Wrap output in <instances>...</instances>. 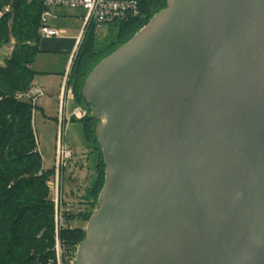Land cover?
I'll return each instance as SVG.
<instances>
[{
  "label": "water",
  "instance_id": "95a60500",
  "mask_svg": "<svg viewBox=\"0 0 264 264\" xmlns=\"http://www.w3.org/2000/svg\"><path fill=\"white\" fill-rule=\"evenodd\" d=\"M83 98L105 179L73 264H264V0H167Z\"/></svg>",
  "mask_w": 264,
  "mask_h": 264
},
{
  "label": "trees",
  "instance_id": "16d2710c",
  "mask_svg": "<svg viewBox=\"0 0 264 264\" xmlns=\"http://www.w3.org/2000/svg\"><path fill=\"white\" fill-rule=\"evenodd\" d=\"M43 1L0 0V50L12 49L10 58L0 64V264H48L55 258L54 204L48 186L53 172L43 168L34 131L33 107L17 98L33 87L36 75L33 66L40 53ZM141 7L142 15L148 20L145 26L167 7V0H143ZM139 25L136 21L118 24L121 46L143 28ZM116 49L106 54L95 53L94 38L85 37L69 77L77 107L84 101L83 86L88 74ZM80 122L87 141H97L99 121L90 116ZM96 168L98 177L81 197V206L88 193L97 201L104 185L102 156ZM96 203L87 201L86 205L93 208ZM91 215L73 213L66 216V223L88 221ZM60 235L69 250L75 251L84 240L85 231L78 226L67 227Z\"/></svg>",
  "mask_w": 264,
  "mask_h": 264
},
{
  "label": "built area",
  "instance_id": "2783aa9c",
  "mask_svg": "<svg viewBox=\"0 0 264 264\" xmlns=\"http://www.w3.org/2000/svg\"><path fill=\"white\" fill-rule=\"evenodd\" d=\"M143 0H44V13L42 15V25L40 28V36L47 38H55L61 35L62 31L57 30L48 25L46 18L50 15V10L54 7H64L73 9H82L85 11L84 17V34L89 30H98L105 26L118 25L131 21H137L142 17ZM83 40H79V44ZM12 49L0 50V64L10 58ZM77 54V53H76ZM75 54V55H76ZM75 55L69 61L66 69V79L62 91L59 96V129L57 134V146L55 153V165L52 169L53 175L48 181L51 200L54 204V221H55V243H54V260H50L48 264H73L76 251L69 250L61 238V230L63 228L73 229L74 225H67L66 216L73 214V204L65 199L64 178L65 172L74 156V151L64 140V131L73 120L80 121L86 116L83 108L79 107L67 116L68 99L73 98V90L69 87V75L72 69ZM44 96V91L38 87L31 89L24 94H19V100L28 101L34 111L37 108V100ZM40 153V152H39ZM42 156V155H41Z\"/></svg>",
  "mask_w": 264,
  "mask_h": 264
},
{
  "label": "rangeland",
  "instance_id": "374dc122",
  "mask_svg": "<svg viewBox=\"0 0 264 264\" xmlns=\"http://www.w3.org/2000/svg\"><path fill=\"white\" fill-rule=\"evenodd\" d=\"M146 20L147 19L144 17V15H142L140 20H138V22L136 21V23L140 24L139 27H142L147 23ZM88 33V40L94 38L95 53L106 54L121 46L118 25L105 26L98 30L91 29L88 31ZM78 52L79 49L77 53ZM73 98L75 99L74 93ZM40 104L41 102L39 103L38 108L35 110L34 131L37 139L38 149L42 155L43 168L46 171H49L52 170L55 165L60 106L58 100L52 102L50 104V108L46 110L45 113H43L40 108ZM76 105L77 104H72L68 106L67 111H73ZM90 116L91 114H86L84 118ZM82 128L83 124L77 123L75 120L71 125H68L64 131V140L74 151V156L65 172V199L73 204L74 214L84 212L93 214L96 207L92 208L89 204L86 205V202L88 201L89 203H96L97 201L94 200L93 197H90L89 193L87 194L86 202L84 200V205H79V201L85 194L86 189H90L98 177L96 165H98L99 158L102 156V151L97 141H87L84 133H82ZM88 221H75L73 222V225L84 230L87 227ZM75 250H77V248Z\"/></svg>",
  "mask_w": 264,
  "mask_h": 264
},
{
  "label": "crops",
  "instance_id": "0c3cea01",
  "mask_svg": "<svg viewBox=\"0 0 264 264\" xmlns=\"http://www.w3.org/2000/svg\"><path fill=\"white\" fill-rule=\"evenodd\" d=\"M85 11L82 9L54 7L46 18L49 26L62 31L55 38L41 37L39 41V55L33 69L36 72L33 87L41 88L44 96L37 100V108L43 113L50 108V104L58 100L66 79V69L69 61L80 48L79 40H84ZM83 42V41H82ZM76 104L74 98L68 99V106ZM79 108L77 105L74 109ZM72 111H67V116ZM75 120H73L74 122ZM77 123H81L77 121ZM72 122L69 124L71 125ZM82 128V133L83 132Z\"/></svg>",
  "mask_w": 264,
  "mask_h": 264
},
{
  "label": "bare ground",
  "instance_id": "6f19581e",
  "mask_svg": "<svg viewBox=\"0 0 264 264\" xmlns=\"http://www.w3.org/2000/svg\"><path fill=\"white\" fill-rule=\"evenodd\" d=\"M79 107H81V106H79ZM82 108V107H81Z\"/></svg>",
  "mask_w": 264,
  "mask_h": 264
},
{
  "label": "flooded vegetation",
  "instance_id": "af4514ba",
  "mask_svg": "<svg viewBox=\"0 0 264 264\" xmlns=\"http://www.w3.org/2000/svg\"><path fill=\"white\" fill-rule=\"evenodd\" d=\"M97 169V168H96Z\"/></svg>",
  "mask_w": 264,
  "mask_h": 264
}]
</instances>
